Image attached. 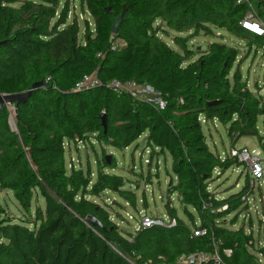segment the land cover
Masks as SVG:
<instances>
[{
    "label": "trees",
    "instance_id": "trees-1",
    "mask_svg": "<svg viewBox=\"0 0 264 264\" xmlns=\"http://www.w3.org/2000/svg\"><path fill=\"white\" fill-rule=\"evenodd\" d=\"M77 1L93 28L86 20L81 28L75 16L69 20L68 0H0V95L25 94L33 87L11 111L10 105L0 109V189L11 192L28 214L32 202L42 198L44 204L35 209L34 228L0 221V264H130L131 253L138 264L172 262L199 250L211 253L212 241L219 242V264H262L250 252L253 238L243 225L228 229L220 223L233 212L247 211L251 194L249 187L223 199L208 192L215 171L221 174L239 163L211 152L202 126L224 127L231 144L258 136L259 118L264 129V98L242 79L238 48L212 42L193 51L188 43L223 30L244 41L246 51L251 46L264 51V34L241 26L253 5V18L264 30V0ZM170 32L176 35L172 46L162 38ZM194 54L199 57L190 61ZM85 75H94L102 86L75 90ZM112 80L149 86L164 97L165 109L113 93L105 86ZM143 135L147 144L169 153L168 194H176L190 225L176 217L168 202L174 228L123 234L109 205L88 199L111 194L136 205L124 178L107 172L116 169L114 160L96 159L93 180L88 167L83 172L68 164L67 170L71 144L95 141L122 150ZM90 216L99 227L87 222ZM197 228H205L206 235L193 237ZM202 264L217 263L210 258Z\"/></svg>",
    "mask_w": 264,
    "mask_h": 264
},
{
    "label": "rangeland",
    "instance_id": "rangeland-1",
    "mask_svg": "<svg viewBox=\"0 0 264 264\" xmlns=\"http://www.w3.org/2000/svg\"><path fill=\"white\" fill-rule=\"evenodd\" d=\"M69 1V20L73 16L77 18L79 26L83 28V22L86 20L89 27L93 28V22L87 12L82 13L77 0ZM251 3L255 0H250ZM248 20L257 23L254 20L255 8L250 6ZM176 36L170 32L168 37L162 38L172 46L171 40ZM212 42H222L240 50L239 70L242 79L246 81L247 87L255 94L264 98V51L253 46L246 51L247 44L233 36H230L223 30L215 31L213 37L198 36L192 39L188 45L193 51L205 50L206 46ZM120 44V41L117 42ZM199 56L194 54L190 61L196 60ZM140 90L136 93L139 96H145L142 88L146 85H139ZM10 105V111L13 109ZM258 136L245 137L239 139L236 144H231L224 127L217 123L205 124L202 126L206 143L211 152L218 154L221 158L228 155L230 149L247 148L252 156H260L264 160V129L261 125V118L258 120ZM8 123L15 130V124L12 116L8 114ZM102 149L104 150L102 153ZM105 157L109 163L111 159L116 164V169L107 171L124 178V187L132 188L137 201L134 207L118 197L106 194L102 200L88 198L100 205L107 203V210L111 219L118 225L123 234L135 233L138 221L143 215H152L159 217H169L167 213V204L174 209L176 217L186 224L190 225L186 213L182 209L176 194L169 197L167 182L172 175V160L168 152L161 153L157 148L150 146L145 141V136L137 139L136 143L122 150L113 149L104 143L99 146L95 141L88 142L87 145H70L66 152V165L71 164L74 168H81L83 172L87 167L91 173V179H94L96 159ZM264 164V163H263ZM247 167L243 164L233 166L224 173L215 171L213 179L208 184L207 190L213 193L217 199L227 198L238 193L243 187H249L250 203L248 210L236 211L225 216L220 223L228 229H238L244 226L246 233H251L254 243L253 250L255 255L264 264V184L260 181H253L252 176L247 174ZM220 174V175H219ZM220 176V177H219ZM219 177V178H218ZM252 180V181H251ZM254 182V188L251 186ZM131 184V185H130ZM116 201V203H113ZM43 199L39 198L36 203L32 202L29 214L18 205L17 201L9 191L0 189V221L11 220L13 223L24 224L29 228L35 227L34 212L36 207L43 209ZM187 211L194 216L195 223H198L197 215L188 207ZM38 225V223L36 224ZM261 253V254H260Z\"/></svg>",
    "mask_w": 264,
    "mask_h": 264
},
{
    "label": "built area",
    "instance_id": "built-area-1",
    "mask_svg": "<svg viewBox=\"0 0 264 264\" xmlns=\"http://www.w3.org/2000/svg\"><path fill=\"white\" fill-rule=\"evenodd\" d=\"M238 3H247L248 0H238ZM247 16L242 22L241 26L243 28H248L250 24L256 27V31L261 33L260 35L264 34V30L262 25L259 23H255L248 20ZM102 86V82L96 78L94 75L91 76H83L81 80L76 83L75 90L77 91H86L92 88H97ZM115 94H124L127 93L131 95L133 98H138L145 100L148 104L152 105L158 111H163L166 107V101L164 97L159 92H154L152 89L147 86L142 88V92L145 93V96H139L136 93L139 92L140 86L134 81H125L121 82L118 80H112L105 85ZM10 110V107H9ZM203 122V121H202ZM81 144V143H78ZM231 158H235L239 164H243L247 167V174L252 176V180L257 182L260 181V184H264V160L259 158L260 156H252L247 148H240V149H230L228 155ZM251 180V181H252ZM254 182H252L251 186L254 188ZM250 196L247 198V205H249ZM225 207H222L224 210ZM176 226V219L171 217H159V216H152V215H143L140 220L138 221L136 230L141 228H149V227H158L164 229H171ZM205 228H197L192 231L193 237H203L206 235ZM2 241V236L0 234V242ZM217 244L219 242L214 243L212 241L213 250L211 253L204 252L202 250L195 251L189 254H182L178 256L172 262H166L164 260H159L158 262L153 263L152 261H147L143 264H202L207 262L210 258L213 259L217 264L220 263V255L218 251ZM223 254L227 257L230 256V250H223ZM137 257L134 253L130 254L128 262L130 264H138ZM259 261H261L259 259Z\"/></svg>",
    "mask_w": 264,
    "mask_h": 264
},
{
    "label": "water",
    "instance_id": "water-1",
    "mask_svg": "<svg viewBox=\"0 0 264 264\" xmlns=\"http://www.w3.org/2000/svg\"><path fill=\"white\" fill-rule=\"evenodd\" d=\"M109 9H106V12H108ZM121 15H119L113 22L112 24V34H116L117 29L121 23ZM33 89V87L25 94H20V95H0V109H2L3 106L8 105V104H14L15 102H21L24 99H26L28 97V95L30 94V91ZM218 103L217 101H213L211 104H216ZM101 119H102V126L105 129L106 125H105V114H101L100 115ZM87 222L89 224H91L92 226L95 227H99L100 224L93 218V217H88L87 218Z\"/></svg>",
    "mask_w": 264,
    "mask_h": 264
},
{
    "label": "bare ground",
    "instance_id": "bare-ground-1",
    "mask_svg": "<svg viewBox=\"0 0 264 264\" xmlns=\"http://www.w3.org/2000/svg\"><path fill=\"white\" fill-rule=\"evenodd\" d=\"M250 28H251V29H253V30H255V29H256V27H254V26H253V27L251 26Z\"/></svg>",
    "mask_w": 264,
    "mask_h": 264
},
{
    "label": "clouds",
    "instance_id": "clouds-1",
    "mask_svg": "<svg viewBox=\"0 0 264 264\" xmlns=\"http://www.w3.org/2000/svg\"><path fill=\"white\" fill-rule=\"evenodd\" d=\"M250 25H252V24H250ZM246 29V28H245ZM247 30V29H246ZM251 32V31H250ZM253 33V32H252ZM255 34V33H254Z\"/></svg>",
    "mask_w": 264,
    "mask_h": 264
},
{
    "label": "crops",
    "instance_id": "crops-1",
    "mask_svg": "<svg viewBox=\"0 0 264 264\" xmlns=\"http://www.w3.org/2000/svg\"><path fill=\"white\" fill-rule=\"evenodd\" d=\"M78 146V145H77Z\"/></svg>",
    "mask_w": 264,
    "mask_h": 264
}]
</instances>
